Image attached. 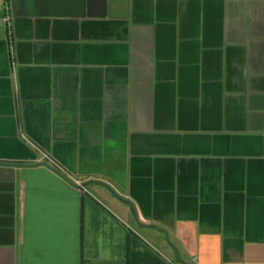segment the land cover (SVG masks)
I'll return each instance as SVG.
<instances>
[{"label": "crops", "instance_id": "obj_1", "mask_svg": "<svg viewBox=\"0 0 264 264\" xmlns=\"http://www.w3.org/2000/svg\"><path fill=\"white\" fill-rule=\"evenodd\" d=\"M0 1V264H264V0Z\"/></svg>", "mask_w": 264, "mask_h": 264}, {"label": "water", "instance_id": "obj_2", "mask_svg": "<svg viewBox=\"0 0 264 264\" xmlns=\"http://www.w3.org/2000/svg\"><path fill=\"white\" fill-rule=\"evenodd\" d=\"M34 15L46 17H107L108 0H32ZM6 22L0 16V35H4Z\"/></svg>", "mask_w": 264, "mask_h": 264}, {"label": "built area", "instance_id": "obj_3", "mask_svg": "<svg viewBox=\"0 0 264 264\" xmlns=\"http://www.w3.org/2000/svg\"><path fill=\"white\" fill-rule=\"evenodd\" d=\"M5 22H6V28L10 27V22L12 20V14L10 12V7L9 4H7V11L6 14L4 16ZM50 162L53 164V166H55V168L57 170H59L62 174H64L65 176H67L72 182L73 184L78 187L80 190L84 191V192H88V188L85 186V184L82 182V180L70 175L66 169L63 168L62 165H60L56 160L52 159L49 155H45Z\"/></svg>", "mask_w": 264, "mask_h": 264}, {"label": "rangeland", "instance_id": "obj_4", "mask_svg": "<svg viewBox=\"0 0 264 264\" xmlns=\"http://www.w3.org/2000/svg\"><path fill=\"white\" fill-rule=\"evenodd\" d=\"M0 3H1V4H0L1 9H3V7H4V3L1 2V1H0Z\"/></svg>", "mask_w": 264, "mask_h": 264}]
</instances>
